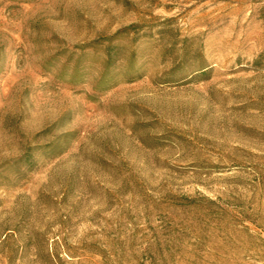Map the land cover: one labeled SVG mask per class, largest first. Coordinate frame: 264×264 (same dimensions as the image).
<instances>
[{
  "label": "rangeland",
  "instance_id": "1",
  "mask_svg": "<svg viewBox=\"0 0 264 264\" xmlns=\"http://www.w3.org/2000/svg\"><path fill=\"white\" fill-rule=\"evenodd\" d=\"M0 264H264V0H0Z\"/></svg>",
  "mask_w": 264,
  "mask_h": 264
},
{
  "label": "trees",
  "instance_id": "2",
  "mask_svg": "<svg viewBox=\"0 0 264 264\" xmlns=\"http://www.w3.org/2000/svg\"><path fill=\"white\" fill-rule=\"evenodd\" d=\"M109 62H107V65L105 66V74H104V72L102 73V76L104 77V75H105V79L106 78H108V74H109ZM105 82H106V80H105ZM107 86H109V85H107Z\"/></svg>",
  "mask_w": 264,
  "mask_h": 264
}]
</instances>
